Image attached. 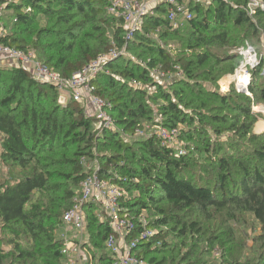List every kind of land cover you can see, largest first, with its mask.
Returning <instances> with one entry per match:
<instances>
[{"label": "trees", "instance_id": "obj_1", "mask_svg": "<svg viewBox=\"0 0 264 264\" xmlns=\"http://www.w3.org/2000/svg\"><path fill=\"white\" fill-rule=\"evenodd\" d=\"M249 2L190 3L193 17L178 30L161 5L128 41L126 22L109 12L108 0H0V44L35 51L64 78L126 48L95 81L97 95L112 103L121 129H179L186 150L180 156L157 137L124 143L98 129L83 105H60L56 87L0 64V264H66L63 216L87 176L81 158L96 154L102 177L123 190L122 206L157 230L139 244L147 264H264V133L254 131L262 117L254 108L264 106V10L253 19ZM248 45L260 61L250 69V95L235 85L221 92ZM177 66L184 77L168 88L148 93L129 85L153 86L152 69ZM99 211L86 208L89 264H113ZM217 216L228 222L218 232ZM216 249L220 261L211 256Z\"/></svg>", "mask_w": 264, "mask_h": 264}, {"label": "built area", "instance_id": "obj_2", "mask_svg": "<svg viewBox=\"0 0 264 264\" xmlns=\"http://www.w3.org/2000/svg\"><path fill=\"white\" fill-rule=\"evenodd\" d=\"M109 12L117 17L124 18L126 22L127 40H131L134 34L142 30L145 18L153 15L155 8L166 6L172 30L180 29L182 22L192 19L190 3L202 2L211 3L212 0H108ZM257 7L249 10L250 17L256 11L264 9L263 1L254 0ZM5 13V5L0 6V19ZM253 18V17H252ZM157 40V39H156ZM161 47H165L161 40H157ZM264 51V45H263ZM243 60V67L237 72L235 79L238 90L243 89L239 73L247 76V81H243L244 86L250 82V72L248 68H254V63L258 61V52L248 45L247 48L238 50ZM126 54L123 50L112 49L111 51L99 55L82 70L75 73L71 78H64L52 71L46 64L42 63L32 50L24 51L7 45L0 44V64L15 68H22L28 71L33 77L45 84L56 87L61 95L69 96L70 100L84 106L86 115L96 121L98 129L109 130L119 134L124 143L146 140L150 137H157L163 146L174 149L180 156L184 151L179 141V129H167L160 126L140 127L133 132L121 129L113 116L111 110L112 103L97 95L95 81L101 74H108V65L118 57ZM264 55V53H263ZM154 85H146L135 79L129 81V85L135 89H140L152 93L156 88H168L177 80L184 77L179 66L174 71H162L152 69L150 71ZM67 106V105H64ZM157 120L161 118L157 116ZM81 164L87 176L82 181L78 195L73 199V205L63 216V230L60 238L64 242L63 255L73 263L76 251H79L75 240L83 239L87 230L86 208L96 205L100 209L99 218L110 228L111 234L106 241V246L114 257L113 264H147L145 260L138 256L139 244L156 235L157 230L148 227L147 219L144 216L135 217L125 209L121 200L124 196L123 190L115 182L102 177L103 168L99 155L93 157H82ZM75 233L74 238H69L68 230ZM137 234L135 237L134 234ZM77 256V255H76ZM78 257V256H77ZM70 262V263H71Z\"/></svg>", "mask_w": 264, "mask_h": 264}, {"label": "rangeland", "instance_id": "obj_3", "mask_svg": "<svg viewBox=\"0 0 264 264\" xmlns=\"http://www.w3.org/2000/svg\"><path fill=\"white\" fill-rule=\"evenodd\" d=\"M16 1H20V0H16ZM207 1H210V0H207ZM258 1H261V0H258ZM263 1V0H262ZM4 5V4H3ZM0 6H2V4H0ZM257 7V5H256V3L254 2V0H250V2H249V5H248V8H249V10L251 9H255ZM252 10V11H253ZM264 10V9H263ZM252 17H253V19H254V15L252 14ZM3 21H4V19H3ZM2 21V22H3ZM248 47V46H247ZM246 47V48H247ZM256 48V47H255ZM33 51V50H32ZM33 52H35V51H33ZM263 53H264V51H262ZM36 53V52H35ZM243 60H244V58H243ZM243 60L241 61V63H240V65L238 66V68L236 69V72L233 74V75H230V76H228V77H225L222 81H221V83H220V86H221V92H223V93H225V92H228L229 90H230V88L232 87V85H235L236 86V89L238 90V86H237V84H236V79H235V76H236V74H237V72L243 67ZM260 63V61L258 60L257 61V63L255 62L254 63V66L256 67L258 64ZM254 67V68H255ZM250 69L251 68H248V70H249V72H250ZM240 75H245V74H241V73H239V75L238 76H240ZM240 79H241V77H240ZM242 81H244V77H243V80ZM251 81H252V78H251V74H250V82H249V84L247 85V86H245L243 89H241L240 88V90H238V91H241V92H243V93H247V94H249V85H250V83H251ZM224 83V84H223ZM250 95V94H249ZM58 102H59V104L60 105H68L70 102H71V100H70V98H69V96H65V95H61V93H60V96H59V99H58ZM262 106L263 105H261V106H256L255 108H254V111L256 112V113H258V112H260V111H263L264 112V108L262 109ZM258 114H261V113H258ZM262 115V117L259 119V121H258V123H257V125L255 126V128H254V131H255V133L256 134H262V133H264V114H261ZM180 141V140H179ZM180 143H181V147H182V149H183V151H184V153H186V150H185V148H184V144L180 141ZM135 196H138L139 195V193L138 192H136L135 194H134ZM135 196H133L132 198H134ZM227 224H228V222H227V220L225 219V218H223L222 216H217V219L215 220V222H214V227H215V229H216V231L218 232L219 231V225H225V227H227ZM213 227V226H212ZM66 230H68L70 233L68 234V237L69 238H74V236H75V233L73 232V231H71V230H69V229H66ZM59 233V231L57 232V234ZM60 235H61V233H60ZM59 236V235H58ZM76 242H77V244H78V249H79V251H76L77 253H76V255L78 256H76V255H74L75 257L73 258V256H71L72 257V260H73V263L71 262V261H69V259H66L67 261H65V263L66 264H89V262L91 261V259H92V253H91V251L89 250V248H88V245H89V243H90V238H89V236L87 235V230H86V232H85V235H84V237H83V239H79V240H75ZM250 242H252V241H250ZM251 245H252V243H250ZM232 245H235V251H237V246L238 245H240L239 244V242H237V243H234V244H232ZM239 247V246H238ZM245 249H243L242 248V252L245 254ZM234 255L237 257V254H235L234 253ZM214 259H216L217 261H220L221 260V257H222V250L221 249H216L214 252H213V254L211 255ZM71 262V263H70ZM146 262V261H145ZM147 263V262H146Z\"/></svg>", "mask_w": 264, "mask_h": 264}, {"label": "bare ground", "instance_id": "obj_4", "mask_svg": "<svg viewBox=\"0 0 264 264\" xmlns=\"http://www.w3.org/2000/svg\"><path fill=\"white\" fill-rule=\"evenodd\" d=\"M243 77H244V82H245V81H247V76H246V75H242V76H241V79H240V81H241V85H242L243 87H245V86H244L245 84H243V81H242V80H243ZM219 148H220V147H219Z\"/></svg>", "mask_w": 264, "mask_h": 264}, {"label": "water", "instance_id": "obj_5", "mask_svg": "<svg viewBox=\"0 0 264 264\" xmlns=\"http://www.w3.org/2000/svg\"><path fill=\"white\" fill-rule=\"evenodd\" d=\"M264 108V106H262V109ZM258 113H261V114H264V112L263 111H260V112H258Z\"/></svg>", "mask_w": 264, "mask_h": 264}, {"label": "crops", "instance_id": "obj_6", "mask_svg": "<svg viewBox=\"0 0 264 264\" xmlns=\"http://www.w3.org/2000/svg\"><path fill=\"white\" fill-rule=\"evenodd\" d=\"M222 84V83H221ZM224 84V83H223Z\"/></svg>", "mask_w": 264, "mask_h": 264}]
</instances>
